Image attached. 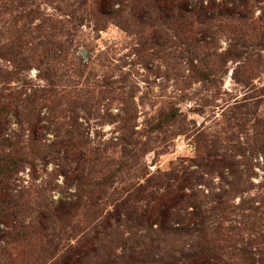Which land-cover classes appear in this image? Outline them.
<instances>
[{"label": "rangeland", "instance_id": "1", "mask_svg": "<svg viewBox=\"0 0 264 264\" xmlns=\"http://www.w3.org/2000/svg\"><path fill=\"white\" fill-rule=\"evenodd\" d=\"M93 1L101 3L0 0L8 6L0 12V90L28 99L23 107L34 111L9 113L0 132V142H13L27 159L10 185L13 200L26 206L15 227L0 226V264H59L71 247L92 244L90 251L103 254L129 235L135 234L129 245L143 241L147 232L123 215L117 225L111 220V229L102 222L132 196L140 206L149 193L171 196L179 185L198 200L209 226L222 223L218 203L239 204L224 225L236 228L235 238L241 234L246 257L264 264V45H249L258 42L250 30L237 34L215 23L193 39L168 21L149 20L153 13L146 14L143 0L139 14L132 13L133 0H108L106 14L90 8ZM251 6L252 20H264V0ZM13 19L25 36L15 57L6 50ZM235 172L238 195L230 192ZM84 174L88 180L78 187ZM62 200L77 201L79 209L61 239L49 234L64 246L53 253L30 223L38 210ZM189 206L173 209L184 220L167 226H186ZM162 239L179 255L182 235Z\"/></svg>", "mask_w": 264, "mask_h": 264}, {"label": "trees", "instance_id": "2", "mask_svg": "<svg viewBox=\"0 0 264 264\" xmlns=\"http://www.w3.org/2000/svg\"><path fill=\"white\" fill-rule=\"evenodd\" d=\"M205 1L143 0L142 3L140 0H133L134 8L132 9V13L139 14L142 12L141 8H137L138 2H141L146 14L148 11L153 13L147 15L149 20L157 18L163 22L168 21L167 26L171 25V27L175 28L176 32L187 30L190 35L189 37L193 39L199 35V32L206 33L207 28L205 27L215 23L218 26L221 24L232 26L234 33H237V31L249 33L248 31L250 30L252 32L251 36H255L258 42L256 44H248L251 47H262L264 45V20L255 21L248 15L250 13L248 8L252 7L251 0H220L219 2L217 0H208L207 4H205ZM254 1L255 3H260L263 0ZM86 4L81 3V7ZM108 4H110L108 0H101V3L93 1L90 8L96 7L101 14H106L104 7ZM7 7V5L0 4V12ZM70 13H74V11ZM32 14H34L33 11L24 13L22 19H28ZM250 14L253 17V14ZM51 21L52 19L48 17L47 22H50L51 26L55 27ZM11 22L12 25L9 30L13 32L10 38H8L9 44L6 50L9 54L13 55L11 57H15L22 49L24 43L23 37L25 36L19 35L22 31L20 27L14 28L15 19ZM235 22H237L236 26L233 25ZM164 23L166 24V22ZM148 24L152 25L151 22H148ZM195 24L198 26L194 27ZM160 27L163 28V25ZM155 30L158 29L155 28ZM7 33H10V31ZM52 35L50 34V36ZM234 39L237 41L236 36ZM16 97L18 98L14 100L11 94L5 95L0 90V132L5 130L9 123L7 120L9 113H17L19 108H23L26 111L27 117L32 116L34 113L31 106L26 105L23 107V104L26 103L25 100L30 102L28 99L22 100L19 95H16ZM19 100H21L20 104H22V107L16 103ZM81 161L82 159L78 162ZM26 163L25 154L16 149L13 142L5 138L0 142V226H5V228L16 226L17 218L21 213L23 214L22 209L26 206L20 200L15 202L10 192V185L13 184L17 174L24 169ZM88 175H82V179H77V182L75 180L78 187L88 180ZM238 179L239 177H237L236 173L234 183L230 184V192L237 193V195L241 193L239 192L240 183H238ZM169 186L170 184L167 183L165 188L167 189ZM184 187L185 185H179L171 196H169L171 191L160 196H154L151 195L152 193H149L150 199H148L149 196L146 199L144 198L145 204L140 206L137 204L142 200L139 201L137 196H132L130 200L126 199L117 205L115 214L102 222L106 229H111V220L114 219L117 225L122 220L123 215L126 222L133 223L134 227L146 231L148 240L145 238L143 241H135L129 245V241L135 238V234L134 237L129 235V238L124 240L125 243L115 249L112 248L111 253H108V250L103 248V254L90 251L92 244L71 247L65 250L61 255V261L58 260L57 262L60 261L59 264H257L254 259L246 257L247 250L241 246L243 242L242 237H240L241 234L239 238H235L234 231L236 228L224 225V223L230 221L232 209L239 208L240 205L238 204L237 207L234 205L226 206L223 201L218 203L219 206L216 208V213H218L222 223L209 226L207 223L209 216H206L205 212L201 210L202 207L197 199L195 201L191 196L182 193V188ZM139 192L140 189L138 190ZM245 202L246 200L241 198L240 204L243 205ZM186 205L194 208V211L189 213L191 219L186 223L187 225L183 227L179 225L176 228L168 227L169 221L177 222L184 220L180 212L176 213L172 210ZM50 206L52 205L44 206L43 209L38 210L37 222L35 220L32 221L30 227L37 235L42 246L46 244L45 246L53 248L52 252L56 253L64 246H60V242L55 246L50 240L52 237L50 238L49 234L52 232V235H54L55 233V238L61 239V236L66 234L65 229L70 226L73 218L76 217L79 206L77 201L66 202L63 200L52 208ZM155 226L157 229H155ZM150 232L158 235L156 237L157 241L154 240ZM167 233L179 234L184 237L185 242L184 240L179 242L184 244L179 249V255L170 254V251L166 248L167 240L162 239V235ZM21 237L26 239V233L21 234ZM1 239L3 237L0 235ZM184 246H188V249H185ZM117 249H120L121 252L118 253ZM155 252L162 253L164 256L162 255L160 260L152 259L149 261L148 259L147 262L145 256L147 255L149 258ZM93 259H96V261L93 262Z\"/></svg>", "mask_w": 264, "mask_h": 264}]
</instances>
